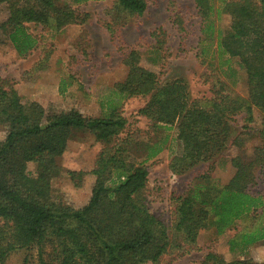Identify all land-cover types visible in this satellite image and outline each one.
Here are the masks:
<instances>
[{
	"label": "trees",
	"instance_id": "trees-1",
	"mask_svg": "<svg viewBox=\"0 0 264 264\" xmlns=\"http://www.w3.org/2000/svg\"><path fill=\"white\" fill-rule=\"evenodd\" d=\"M70 1L89 0H0V10L6 13L0 30L26 56L39 43L29 23L59 30L88 21L90 13ZM195 1L204 33L198 56L206 62L217 53L221 59L209 96L194 98L182 77L163 83L156 70L142 64L137 49L125 56L127 75L104 96L101 116L78 109L49 111L39 101H24L9 81H0V126L7 132L0 139V264H10L16 254H22L20 264H158L175 250L183 254L200 248L202 230L214 228L223 234L247 218L250 223L231 238V249L264 241V194L251 191L264 180V0ZM148 7V0H114L110 29L145 15ZM223 13L231 17L227 29L217 25ZM175 21L184 29L180 14ZM164 35L157 34L155 45L161 53L168 49ZM234 59L243 72L247 96L226 79L239 72ZM66 90L63 81L60 91ZM134 96L149 98L139 113L155 133L142 144L134 134L124 135L129 119L119 104ZM257 110L261 124L255 128ZM242 114L244 124L237 134L235 122ZM79 132L101 143L90 171L67 169L62 161L69 141ZM251 136L259 138L252 153L234 154L233 176L218 182L213 173L225 164L227 151L243 147ZM170 141L182 147L173 164L177 173L208 162L187 191L172 194V226L151 208L147 165L167 148L173 150ZM137 144L144 150L142 159L133 154ZM32 161L35 171L29 169ZM65 173L76 186H83L87 174L94 175L88 203L76 207L54 192L53 180ZM202 264L264 263L228 260L211 250Z\"/></svg>",
	"mask_w": 264,
	"mask_h": 264
},
{
	"label": "rangeland",
	"instance_id": "rangeland-1",
	"mask_svg": "<svg viewBox=\"0 0 264 264\" xmlns=\"http://www.w3.org/2000/svg\"><path fill=\"white\" fill-rule=\"evenodd\" d=\"M83 13H90L88 21L72 23L55 30L43 25L29 23L30 31L39 38L38 45L26 56H21L11 43L7 34L0 30V81L7 80L15 87L24 101H39L46 109L53 112L78 109L86 115L101 116L102 100L109 93L110 87L125 79L128 71L124 63L125 56L133 49L143 55L142 64L156 70L164 82L182 77L187 80L194 98L211 94L213 79L221 71L220 57L209 56L206 62L198 56L199 42L204 38L199 7L195 0H148L149 7L145 15L131 18L125 25L110 29L111 13L114 0H89L83 3L70 1ZM220 1H216L217 6ZM177 14L183 20L184 29L175 21ZM6 18L0 10V21ZM231 17L223 13L218 20L219 28L227 29ZM164 32L163 53L155 48L157 34ZM162 36V34H161ZM216 46V44H215ZM234 68L239 70L235 59ZM220 71V72H219ZM225 77V76H224ZM226 78V77H225ZM234 89L242 95H248L243 72L226 78ZM65 82L67 90L60 91ZM148 97L134 96L120 105V111L129 119V126L124 133H132L141 144L151 135H155L149 119L140 114ZM253 124L260 127V111ZM243 114L235 122L237 134L244 124ZM164 132L162 129L158 132ZM172 135L175 130L171 131ZM6 128L0 126V139L6 136ZM159 134V135H160ZM258 137H248L243 147L232 146L224 156L225 164H219L214 170V177L220 183L227 182L235 168L231 157L239 151L252 153L258 144ZM173 150L167 148L156 158L147 162L149 166L148 197L151 208L170 226H172L174 203L172 194H182L189 188L194 178L207 169L208 162H201L183 174L173 170L175 155L180 154L181 144L170 141ZM170 146V144H169ZM139 147V148H138ZM101 149L93 135L79 132L69 141L63 156L67 169L90 171ZM135 158H143L144 150L137 146L133 150ZM29 169L36 170V163L30 162ZM93 174L85 177L83 186H76L68 173L53 180V190L65 197L76 207L88 203L92 195ZM253 193L264 194V180L251 187ZM250 223V218L238 221L223 234L214 228L201 231L199 247L186 253L175 250L164 256L158 264H202L206 253L215 250L228 260L252 258L264 263V241L256 242L247 248L231 249L230 240ZM180 253V254H179ZM22 254H16L10 264H20ZM146 264H155L148 262Z\"/></svg>",
	"mask_w": 264,
	"mask_h": 264
}]
</instances>
